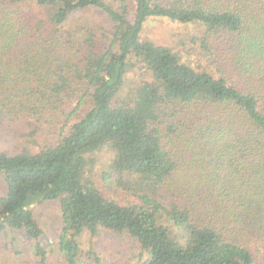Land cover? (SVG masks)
<instances>
[{
	"label": "trees",
	"instance_id": "16d2710c",
	"mask_svg": "<svg viewBox=\"0 0 264 264\" xmlns=\"http://www.w3.org/2000/svg\"><path fill=\"white\" fill-rule=\"evenodd\" d=\"M118 1L0 0V122H59L55 144L0 151V233L29 247H0V264H108L83 247L105 230L138 242V264H264V0H131L133 19ZM151 17L202 22L204 66L143 41ZM138 65L153 81L128 92ZM106 146L113 196L87 170Z\"/></svg>",
	"mask_w": 264,
	"mask_h": 264
},
{
	"label": "rangeland",
	"instance_id": "374dc122",
	"mask_svg": "<svg viewBox=\"0 0 264 264\" xmlns=\"http://www.w3.org/2000/svg\"><path fill=\"white\" fill-rule=\"evenodd\" d=\"M112 1L116 7L119 5L118 0ZM130 3L128 17L133 19L135 4L131 0ZM82 17L83 19L103 23L107 29L112 26L107 23L108 21L103 14L97 12H85ZM204 30L205 26L200 21L180 23L166 17H151L143 25L142 40L151 41L159 45H167L182 60L194 65L204 66L205 63L202 61L198 47V39L202 36ZM144 80L153 81L152 76L140 65L134 68L130 67L126 76L128 92H131L134 87ZM120 102L121 99L119 98L113 101L115 105ZM88 107L89 105L85 106L83 110H87ZM39 124L30 123L24 119L14 122H0V151L16 153L26 146H37L44 143L55 144L58 137V128L55 125L59 124V122L54 125ZM112 155L113 150L110 146H106L90 153L87 158L88 175L106 196H113L114 192L105 186L101 173L108 166ZM34 212L44 231L42 241L50 253L48 258L50 261H54L58 254L51 247H56L62 228L60 205L58 202L47 201L34 205ZM13 240L14 245L12 243ZM84 242V249L88 248V245H94V250L108 264H138V242L123 233L105 230L98 236L85 235ZM27 244V240L20 233L11 234L10 231L7 235L0 233V247H9L12 250L16 246L20 249L28 250ZM10 250L8 252H11Z\"/></svg>",
	"mask_w": 264,
	"mask_h": 264
}]
</instances>
